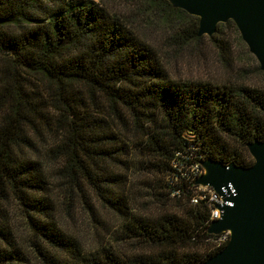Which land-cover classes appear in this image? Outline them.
Wrapping results in <instances>:
<instances>
[{
  "label": "trees",
  "instance_id": "16d2710c",
  "mask_svg": "<svg viewBox=\"0 0 264 264\" xmlns=\"http://www.w3.org/2000/svg\"><path fill=\"white\" fill-rule=\"evenodd\" d=\"M139 6L170 24L174 43L202 39L197 18L165 0ZM229 22L208 37L227 63ZM54 130L57 142L40 148ZM254 140H264V84L170 78L131 21L103 3L0 0V264H203L222 247L208 241L206 207L172 185L175 153L247 167ZM132 151L146 173L164 179L167 194L154 182L152 199L169 196L181 213L130 211L125 175L113 168L126 169ZM40 156L58 163L53 180ZM53 184L66 210L80 201L95 215V200L117 215L129 247H83L55 221ZM174 188L179 196L170 195ZM9 200L24 219L23 239L6 222Z\"/></svg>",
  "mask_w": 264,
  "mask_h": 264
},
{
  "label": "rangeland",
  "instance_id": "374dc122",
  "mask_svg": "<svg viewBox=\"0 0 264 264\" xmlns=\"http://www.w3.org/2000/svg\"><path fill=\"white\" fill-rule=\"evenodd\" d=\"M103 3L112 13L125 16L131 21L135 32L146 43L150 44L158 54L166 74L172 79L201 80L207 82L235 81L254 85L264 84V72L260 71L255 58L248 52L246 45L233 25L229 22L223 28L224 37L229 44V60L223 62L218 55L214 43L204 36L198 42L176 44L170 39L172 27L169 23L141 14V0H93ZM186 25V24H185ZM183 28V26H180ZM60 133L55 130L46 134L44 142L37 141L40 148L57 142ZM40 159L46 173L54 179L57 162L48 163L42 156ZM141 157L134 151L127 156V168H113L125 175L124 193L130 211L155 215L168 210L181 213L176 202L167 196L163 202H155L150 196V186L155 182L162 193H166L164 179L157 173H146L141 167ZM52 179V180H53ZM87 191V189H86ZM58 189L53 184L51 196L55 200V221L64 230L71 232L85 248L108 243L115 247H129L121 240V223L117 215L106 211L93 198L96 214L91 215L77 201L72 209L66 210L60 202ZM163 200V199H162ZM5 219L17 236L23 239L27 228L21 212L13 200L3 204ZM95 217V218H94ZM101 223H99V222ZM23 243V242H22ZM206 252V246L202 247ZM132 247V252H133Z\"/></svg>",
  "mask_w": 264,
  "mask_h": 264
},
{
  "label": "water",
  "instance_id": "95a60500",
  "mask_svg": "<svg viewBox=\"0 0 264 264\" xmlns=\"http://www.w3.org/2000/svg\"><path fill=\"white\" fill-rule=\"evenodd\" d=\"M197 18V37H210L218 24L232 22L248 52L264 72V0H165ZM251 165H226L205 158L195 185L208 186L229 201L206 233L228 232L226 244L203 264H264V140L246 144ZM228 185L233 189L231 194ZM222 188L228 193L224 196Z\"/></svg>",
  "mask_w": 264,
  "mask_h": 264
},
{
  "label": "built area",
  "instance_id": "2783aa9c",
  "mask_svg": "<svg viewBox=\"0 0 264 264\" xmlns=\"http://www.w3.org/2000/svg\"><path fill=\"white\" fill-rule=\"evenodd\" d=\"M176 157H180V160H175L172 166L177 169L179 175L176 177V182L172 185H180L190 192L189 202L192 205L203 204L208 210L207 220L204 222L205 226L220 217V208L226 204L230 205L229 201H224L223 197L216 193L208 186L195 185V180L198 176L203 173L200 162L204 160L201 153H186L181 155L180 153H175ZM179 163L180 165H178ZM228 191L232 194L233 189L228 185ZM181 190L179 188H174L170 195L179 196ZM224 196H228L225 189L222 188ZM228 232H222L219 235H214V237L208 239L212 245V249H218L223 247L228 241Z\"/></svg>",
  "mask_w": 264,
  "mask_h": 264
}]
</instances>
